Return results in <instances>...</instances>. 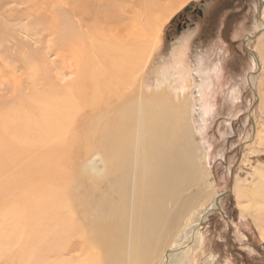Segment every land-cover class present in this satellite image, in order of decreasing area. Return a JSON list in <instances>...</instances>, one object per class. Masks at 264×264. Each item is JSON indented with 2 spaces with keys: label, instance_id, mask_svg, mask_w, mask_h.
I'll list each match as a JSON object with an SVG mask.
<instances>
[{
  "label": "bare ground",
  "instance_id": "obj_1",
  "mask_svg": "<svg viewBox=\"0 0 264 264\" xmlns=\"http://www.w3.org/2000/svg\"><path fill=\"white\" fill-rule=\"evenodd\" d=\"M91 1L79 2L87 7ZM158 1L143 0L146 34L136 27L123 41H98L87 33L82 49L77 41L69 53L73 60L77 56L75 81L65 87L48 81L30 99L0 110L3 264H185L193 256L191 244L203 218L190 220L206 177L183 113L187 98L170 97L173 85L164 73L149 92L143 79L151 47L180 2L169 0L161 7ZM105 16L115 18L110 12ZM66 22L62 26L73 30ZM172 63L181 81L178 89L188 92L184 52L173 54ZM256 76L257 71L248 74L250 88ZM221 78L223 73L215 83L219 91ZM84 107L90 111L83 112ZM256 174L249 188L236 179L230 192L243 214L254 208L264 217V168ZM254 223L264 241V231Z\"/></svg>",
  "mask_w": 264,
  "mask_h": 264
},
{
  "label": "rangeland",
  "instance_id": "obj_2",
  "mask_svg": "<svg viewBox=\"0 0 264 264\" xmlns=\"http://www.w3.org/2000/svg\"><path fill=\"white\" fill-rule=\"evenodd\" d=\"M72 1L0 0V110L11 108L21 98L30 99L35 91L46 89L48 81L56 87L75 81L77 56L73 60L74 54L69 53L77 44L82 49L81 38L84 40L87 33L89 40L106 37L123 41L133 29L140 33L143 28L145 34L149 31L143 0H92L87 7L80 0ZM168 1L159 0L157 5L167 7ZM92 5L100 8V14L96 15ZM176 6L151 47L143 79L149 83V92L164 73L173 85L170 97L187 98L183 113L192 131L201 173L206 177L204 195L190 220L193 224L203 218L196 235L200 244L196 248L193 239V256H187L185 264H264V241L254 223L256 219L264 231V217L254 208L250 215L243 214L230 192L236 179L249 188L256 181L257 170L264 168V0H180ZM188 8L200 9L212 22L200 21L187 13ZM108 12L115 18L108 20ZM180 15L188 21L185 29L176 32V23L182 22ZM55 20L58 23L52 26L50 21ZM65 22H70L73 30L65 29ZM149 38L150 34L147 45ZM84 46L92 48L91 44ZM182 51L191 79V87L184 93L178 89L181 81L171 65L172 55ZM27 57L33 59L28 61ZM36 68L38 74L34 76ZM255 71V84L250 88L248 74ZM222 73L225 78H221L224 84L219 91L215 83ZM82 111L89 112L90 108ZM195 190L193 187L185 194L192 195Z\"/></svg>",
  "mask_w": 264,
  "mask_h": 264
},
{
  "label": "flooded vegetation",
  "instance_id": "obj_3",
  "mask_svg": "<svg viewBox=\"0 0 264 264\" xmlns=\"http://www.w3.org/2000/svg\"><path fill=\"white\" fill-rule=\"evenodd\" d=\"M186 11H187V13L195 14V16H198L199 17V20L202 21V22H204V23L209 22V21L212 22L211 17L205 18V16L202 14V12H201L200 9H196L195 10L193 8H188ZM178 18L181 19L182 22L181 23H178V22L176 23V25H175L176 26V32H180L181 30L185 29L186 24H187V21H188L182 15L178 16Z\"/></svg>",
  "mask_w": 264,
  "mask_h": 264
},
{
  "label": "water",
  "instance_id": "obj_4",
  "mask_svg": "<svg viewBox=\"0 0 264 264\" xmlns=\"http://www.w3.org/2000/svg\"><path fill=\"white\" fill-rule=\"evenodd\" d=\"M187 10V9H186ZM224 195L227 194V193H223Z\"/></svg>",
  "mask_w": 264,
  "mask_h": 264
}]
</instances>
